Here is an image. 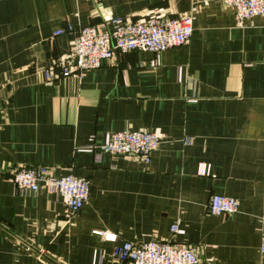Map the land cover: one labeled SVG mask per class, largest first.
Returning a JSON list of instances; mask_svg holds the SVG:
<instances>
[{
    "label": "crops",
    "instance_id": "1",
    "mask_svg": "<svg viewBox=\"0 0 264 264\" xmlns=\"http://www.w3.org/2000/svg\"><path fill=\"white\" fill-rule=\"evenodd\" d=\"M187 14L192 36L158 64L132 51L80 76L43 75L69 54L72 36L56 30ZM121 131L160 138L149 163L95 160L104 135ZM16 165L87 180V202L69 215L53 195L17 193L6 176ZM213 195L236 200L237 212L208 214ZM262 217L260 18L238 26L220 0H0V264H91L94 251L111 264L115 246L152 240L193 246L201 264H264Z\"/></svg>",
    "mask_w": 264,
    "mask_h": 264
},
{
    "label": "built area",
    "instance_id": "2",
    "mask_svg": "<svg viewBox=\"0 0 264 264\" xmlns=\"http://www.w3.org/2000/svg\"><path fill=\"white\" fill-rule=\"evenodd\" d=\"M233 11L235 23L243 26L252 18H260L264 23V0H220ZM194 16L187 14L181 18H149L144 21H129L121 17L111 18L99 26H86L56 30L53 37L69 34L72 36L69 54L57 64L45 69L43 75L47 81H57L70 76L101 67L117 55L132 51H147L155 55L158 64L163 52L186 44L193 34ZM54 69L57 70L56 74ZM92 141V139H91ZM161 144L160 138L149 132H112L103 137L95 160L100 155L137 158L144 163ZM88 152H95L91 145ZM208 168H200V175H207ZM7 179L17 193L37 195L45 192L59 198L67 214L76 215L87 202L90 185L85 179L69 176H56L55 168L37 165H16L7 169ZM213 216H229L238 210V203L232 198L213 195L206 207ZM172 234L179 236L183 232L176 226L170 228ZM104 241L114 243L116 236L95 233ZM264 255V217L261 218V236L258 247ZM111 264H201L197 249L188 244L170 240H152L144 244L123 242L115 246L111 254ZM91 264H102V257L93 252ZM210 264V263H208Z\"/></svg>",
    "mask_w": 264,
    "mask_h": 264
}]
</instances>
